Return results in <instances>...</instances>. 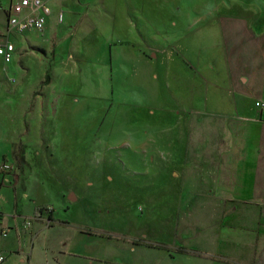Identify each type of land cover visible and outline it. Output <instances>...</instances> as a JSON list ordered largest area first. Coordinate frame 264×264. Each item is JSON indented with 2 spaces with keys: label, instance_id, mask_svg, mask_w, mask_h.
Here are the masks:
<instances>
[{
  "label": "rangeland",
  "instance_id": "rangeland-1",
  "mask_svg": "<svg viewBox=\"0 0 264 264\" xmlns=\"http://www.w3.org/2000/svg\"><path fill=\"white\" fill-rule=\"evenodd\" d=\"M43 1L44 31L12 37V64L0 63V151L31 91L39 125L29 119L26 138L41 145L23 174L21 146L15 167L0 152L4 261L112 264L121 235L179 239V150L210 149L208 114L225 103L246 111L260 95L264 0ZM18 69L28 74L12 93ZM53 83L66 92L58 102Z\"/></svg>",
  "mask_w": 264,
  "mask_h": 264
},
{
  "label": "crops",
  "instance_id": "crops-1",
  "mask_svg": "<svg viewBox=\"0 0 264 264\" xmlns=\"http://www.w3.org/2000/svg\"><path fill=\"white\" fill-rule=\"evenodd\" d=\"M13 6V0H0V8L5 15ZM49 16L48 9L46 25ZM6 26L7 15L0 28V37L10 42L17 34L6 36ZM22 40L27 44L32 41L30 38ZM0 63L5 65L1 59ZM18 71L21 77L19 82L16 79V83L19 84L14 89L10 88L12 91L9 92L20 90L25 82L28 72L23 69ZM54 71L51 74L55 81ZM237 82L243 85L247 79L239 76ZM51 87V97L60 96L56 98L57 102L60 101L66 92L56 90L55 84ZM3 90L5 94L7 91L5 88ZM32 92L26 96L21 109L20 132L13 131L11 136L6 135L3 139L6 145L0 151L2 158L15 167V147H22L18 169L22 174L28 160L36 154L34 150L37 152L39 150L36 148H41L39 142L32 145L26 138L30 128L29 119L39 125L33 112H28V99ZM257 100L264 104V75L260 95L253 98L246 111H239L235 103H225L224 112L208 114L214 117L210 149L179 150V239L151 243L146 234L133 238L121 235L119 237L127 241L117 248L112 264H264V110L255 107ZM220 119L225 134L215 133ZM46 149H50L49 144ZM185 157L193 159L184 160ZM12 175L13 185H17L22 175ZM0 215V225L8 228L10 233V226ZM52 217L53 214L51 220L47 218V221L51 223ZM202 221L206 222L204 226H200ZM7 250L5 254L13 252ZM3 253L0 251L2 256ZM26 257V264H30L29 255ZM18 262L24 264V259L20 257ZM1 264L10 262L5 260Z\"/></svg>",
  "mask_w": 264,
  "mask_h": 264
},
{
  "label": "built area",
  "instance_id": "built-area-1",
  "mask_svg": "<svg viewBox=\"0 0 264 264\" xmlns=\"http://www.w3.org/2000/svg\"><path fill=\"white\" fill-rule=\"evenodd\" d=\"M22 11L24 14H22ZM48 9L44 8L43 0H19L17 6L9 8L6 12L7 26L5 30L6 36L12 34H24L26 32H42L46 26V17ZM61 17H59V21ZM15 47L9 41L2 40L0 37V59L7 65L11 63ZM255 107L260 111L264 110L262 102H255ZM3 171H8L9 165L1 167ZM1 222V215H0ZM9 229L0 225V237L6 238ZM4 261L3 256L0 254V264Z\"/></svg>",
  "mask_w": 264,
  "mask_h": 264
},
{
  "label": "trees",
  "instance_id": "trees-1",
  "mask_svg": "<svg viewBox=\"0 0 264 264\" xmlns=\"http://www.w3.org/2000/svg\"><path fill=\"white\" fill-rule=\"evenodd\" d=\"M40 211H41V209H40ZM51 213H52V212H51ZM51 213H49V215H48V216H49V217H48L49 220H51Z\"/></svg>",
  "mask_w": 264,
  "mask_h": 264
}]
</instances>
